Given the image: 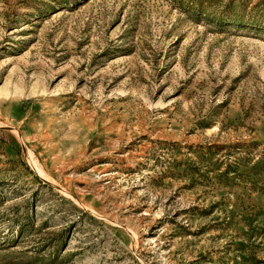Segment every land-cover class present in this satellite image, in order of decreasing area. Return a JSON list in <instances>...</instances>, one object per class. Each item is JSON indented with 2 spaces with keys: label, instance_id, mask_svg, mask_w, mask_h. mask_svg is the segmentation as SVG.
I'll return each mask as SVG.
<instances>
[{
  "label": "rangeland",
  "instance_id": "374dc122",
  "mask_svg": "<svg viewBox=\"0 0 264 264\" xmlns=\"http://www.w3.org/2000/svg\"><path fill=\"white\" fill-rule=\"evenodd\" d=\"M0 264H264V0H0Z\"/></svg>",
  "mask_w": 264,
  "mask_h": 264
}]
</instances>
